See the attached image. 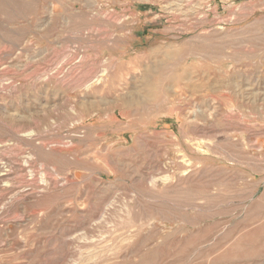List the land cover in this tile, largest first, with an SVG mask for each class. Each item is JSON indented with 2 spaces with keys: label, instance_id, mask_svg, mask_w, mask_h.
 I'll list each match as a JSON object with an SVG mask.
<instances>
[{
  "label": "rangeland",
  "instance_id": "1",
  "mask_svg": "<svg viewBox=\"0 0 264 264\" xmlns=\"http://www.w3.org/2000/svg\"><path fill=\"white\" fill-rule=\"evenodd\" d=\"M0 264H264V0H0Z\"/></svg>",
  "mask_w": 264,
  "mask_h": 264
},
{
  "label": "bare ground",
  "instance_id": "2",
  "mask_svg": "<svg viewBox=\"0 0 264 264\" xmlns=\"http://www.w3.org/2000/svg\"><path fill=\"white\" fill-rule=\"evenodd\" d=\"M151 88H148L147 90L149 91Z\"/></svg>",
  "mask_w": 264,
  "mask_h": 264
}]
</instances>
